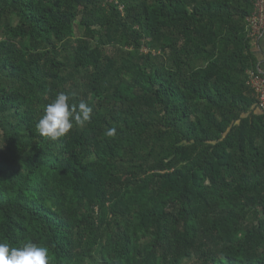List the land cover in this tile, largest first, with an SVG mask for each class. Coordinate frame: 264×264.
Wrapping results in <instances>:
<instances>
[{
    "label": "trees",
    "instance_id": "trees-1",
    "mask_svg": "<svg viewBox=\"0 0 264 264\" xmlns=\"http://www.w3.org/2000/svg\"><path fill=\"white\" fill-rule=\"evenodd\" d=\"M254 9L0 0V241L50 264H264ZM61 91L92 122L53 141L35 125Z\"/></svg>",
    "mask_w": 264,
    "mask_h": 264
},
{
    "label": "clouds",
    "instance_id": "clouds-1",
    "mask_svg": "<svg viewBox=\"0 0 264 264\" xmlns=\"http://www.w3.org/2000/svg\"><path fill=\"white\" fill-rule=\"evenodd\" d=\"M74 94L58 92L54 99L44 107V114L36 123L40 136L56 141L65 137L74 126L83 127L92 122V108L80 101L70 103ZM104 135L112 138L117 135L115 127L108 128ZM49 249L34 242H25L12 247L0 241V264H50Z\"/></svg>",
    "mask_w": 264,
    "mask_h": 264
},
{
    "label": "built area",
    "instance_id": "built-area-1",
    "mask_svg": "<svg viewBox=\"0 0 264 264\" xmlns=\"http://www.w3.org/2000/svg\"><path fill=\"white\" fill-rule=\"evenodd\" d=\"M106 1L113 2L114 0ZM247 32L248 37L253 41L264 36V0H255L254 12L247 18ZM247 76V84L257 97L259 107L264 110V70L261 67L257 71L248 70Z\"/></svg>",
    "mask_w": 264,
    "mask_h": 264
},
{
    "label": "crops",
    "instance_id": "crops-1",
    "mask_svg": "<svg viewBox=\"0 0 264 264\" xmlns=\"http://www.w3.org/2000/svg\"><path fill=\"white\" fill-rule=\"evenodd\" d=\"M252 52L256 55L260 66L264 70V36L262 39L253 42Z\"/></svg>",
    "mask_w": 264,
    "mask_h": 264
},
{
    "label": "rangeland",
    "instance_id": "rangeland-1",
    "mask_svg": "<svg viewBox=\"0 0 264 264\" xmlns=\"http://www.w3.org/2000/svg\"><path fill=\"white\" fill-rule=\"evenodd\" d=\"M260 39H262V38H260Z\"/></svg>",
    "mask_w": 264,
    "mask_h": 264
}]
</instances>
